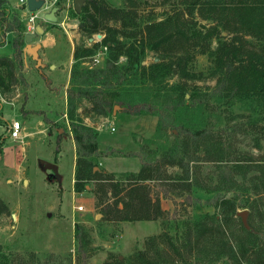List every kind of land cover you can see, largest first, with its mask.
<instances>
[{
    "label": "trees",
    "instance_id": "obj_1",
    "mask_svg": "<svg viewBox=\"0 0 264 264\" xmlns=\"http://www.w3.org/2000/svg\"><path fill=\"white\" fill-rule=\"evenodd\" d=\"M5 1L0 0V44L5 33L12 31L14 51L12 58L0 57L4 91L17 80L25 45L23 21L16 15L10 17ZM139 2L121 0L114 6L106 0H85L75 12L78 31L91 45L75 44L66 89V113L76 154L73 189L80 192L86 182L96 180L100 187L94 194L95 206H100L103 218L115 222L162 218L163 225L160 233L147 236L142 248L127 259L112 255L101 264H264V159L249 153L218 155L216 148L221 152L224 146L209 121L212 114L216 116V106L236 102L264 106V0H178L181 7L175 4L167 9V4L176 2L161 0L155 3L164 8L160 19L155 12L140 18ZM196 17L206 24H197ZM95 33L101 39L92 42ZM213 39L215 47H211ZM100 46L106 51L102 63L86 65L85 58ZM148 52L155 54L154 60L144 64ZM197 54L208 57L215 83L208 91L193 85L187 97V80L199 76L190 69ZM121 57H125L123 63ZM172 76L178 80L161 92L162 83ZM149 84L158 94L142 92L143 97L134 102L126 96L129 90ZM186 98L190 103H185ZM80 100L90 104L87 111L98 115H105L115 104L129 114L157 115L158 129L171 125L176 143L155 158L142 157L136 172L96 169L92 156L97 150V131L74 113ZM0 124H6L1 103ZM6 137L0 135V148ZM199 152L204 161L219 164L214 185L200 180L195 165ZM164 166H177L181 173L171 177ZM149 181L158 182L164 197L170 192L178 197L183 191L204 192L208 196H195L196 203L203 198L217 211L173 217L180 230L171 234L167 229L170 218H164L160 195H153ZM238 205L249 209L250 229L241 226L233 233L230 211ZM8 212L0 198V214ZM73 232L76 261L85 262L92 250L89 236L80 224L74 225ZM0 264H12L7 253L0 252Z\"/></svg>",
    "mask_w": 264,
    "mask_h": 264
},
{
    "label": "rangeland",
    "instance_id": "obj_2",
    "mask_svg": "<svg viewBox=\"0 0 264 264\" xmlns=\"http://www.w3.org/2000/svg\"><path fill=\"white\" fill-rule=\"evenodd\" d=\"M12 1L6 0L4 5L10 17L16 15L21 20L20 10L16 3L13 5ZM106 1L114 6L121 3V0ZM157 1L161 0H140L139 17H147L152 12L157 13V19L163 17L164 14L162 15L161 12L164 8L156 6ZM171 1L176 3L167 4L165 9L175 4L177 7L182 6L178 0ZM55 5L58 6L57 20L48 22V24L56 32L60 46L56 49L60 54L56 59H65L66 63L68 60L65 54L67 53L66 37L75 44L91 45V41L78 31L73 0H56ZM43 9L44 7L38 9L37 22L42 20ZM196 18L197 24H206L205 20ZM98 34L100 33L91 36L92 42L101 39V36H97ZM215 45L216 39H213L211 47ZM7 50L4 43H1L0 56H5ZM105 56V47L100 46L94 55L85 58V64L93 67L99 66ZM154 56L153 52H148L142 62L148 64L154 60ZM124 61L125 57H121L120 62ZM56 62L55 64L58 63ZM29 63L33 72L27 73L28 78H24L20 70H17L15 84L5 91L0 87L1 112H4L6 117L27 118L31 126L37 116L41 121L38 127H29L31 131L25 139L29 141L25 143V167L29 182L26 181L19 187L11 188L0 182V198H3L6 203L8 201V206L14 207L16 203L20 204L17 210V220H11L9 212L0 214V222L11 223L15 231L12 238L6 241L7 246L3 245L0 252L7 253L12 264H101L112 255L127 259L133 251L142 248L147 236L162 231V218L132 222L109 221L103 218L100 206H95L94 194L100 187L99 182L89 180L86 182L85 189L80 192L73 189L75 143L71 132L69 133L67 100H64L66 93L62 91L66 74L56 70L58 65L56 67L53 65L52 74H47L48 76L45 77L43 72L45 73L44 70H47L48 66L50 68L49 62H42L43 65L37 67L35 62L29 60ZM62 66V64L59 65V67ZM190 69L199 76L194 80H187L190 85L186 91L187 97L193 85L200 87L202 91H208L214 85L215 78L212 76L211 64L206 55L197 54ZM24 79H28L31 84L28 93L25 89L29 85ZM177 80V76L165 80L162 83L164 89L161 92L166 91L165 89ZM138 88V90L127 89L129 92L126 96L132 98L133 102L143 97L142 92L158 94L150 84ZM2 102L13 103H4L2 107ZM185 103H190V99L186 98ZM23 104V107L28 109L27 112L22 110ZM77 104L78 107L74 113L80 114L82 122L97 131V150L92 156L94 162L97 163L96 169L115 173L136 172L140 167L142 157L155 158L171 149L176 143L175 130L173 131L171 125L158 129L157 115L129 114L117 104L107 109L105 115H98L87 111L90 108L87 101L80 100ZM255 105V102L252 106L244 102H236L227 107L225 105L216 106V116L212 114L209 121L216 128V138L220 139L224 146L221 152L216 148L218 155L227 157L249 153L255 158L264 159V106L256 108ZM83 110L87 112L82 114ZM253 123L256 124L253 125ZM203 155V152H199L200 160L195 164L200 172V180L202 183L214 185L218 179L219 164L216 161H204L205 156ZM41 160L58 164L57 173L50 170L52 172L50 175V172L41 166ZM191 163L190 165H193ZM164 169L165 173L171 177L181 173L177 166H164ZM148 183L153 195L157 193L160 195V205L165 211L164 218H170L167 229L171 234L180 230L176 228L173 217L182 218L217 211L213 206L207 205L203 198L196 203L195 196H208L204 192L197 190L190 194L183 191L179 197L174 194L175 192H170L168 197H164L160 194L162 188L157 184L158 182L149 181ZM179 191L176 190V193ZM108 197H110L109 194ZM78 205H83V210H77ZM242 209L248 208L238 205L230 211L229 225L233 233L239 232L238 230L243 226L240 216L236 215V212ZM248 223H251L250 214ZM75 224L83 226L92 248L85 262L80 263L76 261V242L73 234Z\"/></svg>",
    "mask_w": 264,
    "mask_h": 264
},
{
    "label": "crops",
    "instance_id": "obj_3",
    "mask_svg": "<svg viewBox=\"0 0 264 264\" xmlns=\"http://www.w3.org/2000/svg\"><path fill=\"white\" fill-rule=\"evenodd\" d=\"M10 1V0H7ZM17 0H13L12 3L13 5H15ZM9 3V2H8ZM48 11L47 9H43V14ZM20 14V12H19ZM56 16H57V12H56ZM22 20V19H21ZM23 21V20H22ZM40 24V26L43 28V33L42 34H37L32 38V44H37L38 45V55L41 59V63L43 62H49L50 64V68L48 66L47 70H44L45 73L43 72L44 76L47 77V74H52L53 71V65H55V67L57 66L58 68L56 70L60 71V72H65L66 74V78H65V84L64 86L62 85V91H64V93H66V89L68 88V84H69V73H70V68H71V64H72V52L75 46V43L72 40H69L68 37H66V57H68V60H66L65 63V59L64 60H57L56 58H58V54L56 49L59 46L58 43V38H57V34L56 32H54L52 30V26L48 24V21H45L42 17V20L40 22H37ZM51 24V23H50ZM51 26V27H50ZM24 33H26L24 31ZM5 37L7 38V43L5 40ZM5 37H4V46L6 48H8V50L6 51V55L5 57H10L12 58L13 55V46H12V39L14 37V33L12 31H8L5 33ZM65 44V43H64ZM1 48H3V46H1ZM64 48V47H63ZM2 57V55L0 56ZM53 57V58H52ZM65 58V56L63 57ZM29 60L32 62H35V65L37 67L36 61H33V57L26 51L23 52L22 54V67L18 70H20L21 75L24 78H28L27 73H32V69H31V64L29 63ZM55 61H57L55 64ZM68 61V63H67ZM42 63V65H43ZM63 65L62 67H59V65ZM25 82H28L29 87L25 89V92H29L30 88H31V84L28 81V79H24ZM49 82V81H48ZM51 82V80H50ZM64 100H66V97L64 95ZM4 103H13V102H2V107ZM25 104V102H24ZM24 104L22 105V110L24 112H27V108H24ZM2 113V112H1ZM5 113H2V117L4 120H6V124H0V135L4 134L7 135V137L5 138L3 144L1 145V151H0V182H3L4 186H8L9 188L11 187H19L20 185L23 184V182L27 183L29 182V179L26 176V167H25V157H26V148H25V143L29 142V141H25L26 137L29 134V127H38V125L40 124V117L37 116L36 121L34 122V124L31 126L28 123V119L27 118H20L17 116H10V117H6L4 115ZM12 120H19L22 128H23V132L24 134H27V136L22 139V140H18V139H14L8 136V126L10 124V122ZM7 127V128H6ZM31 133V132H30ZM70 133V131H69ZM26 143V144H27ZM74 150V147H73ZM74 159H75V150H74ZM51 162V161H50ZM55 163V162H53ZM56 164V163H55ZM57 168H58V164ZM75 165V163H74ZM49 172L50 170L47 169ZM50 175L52 174V172L49 173ZM74 181V178L72 177V183ZM3 200V198H1ZM3 202L7 205L8 210H9V214L11 217V220L14 219H18L17 216V210L19 208L20 204H17L12 207V206H8V201L7 203L3 200ZM18 203H20L18 201ZM15 220V221H16ZM8 228V230H6ZM3 230V231H2ZM7 231V232H6ZM15 233V231L12 229V224L11 223H5V222H0V246L3 247V245H6V241L10 240L13 236V234ZM7 246V245H6Z\"/></svg>",
    "mask_w": 264,
    "mask_h": 264
},
{
    "label": "water",
    "instance_id": "obj_4",
    "mask_svg": "<svg viewBox=\"0 0 264 264\" xmlns=\"http://www.w3.org/2000/svg\"><path fill=\"white\" fill-rule=\"evenodd\" d=\"M85 0H73V7L76 13H78L81 9V6L83 5ZM27 8L29 11H35L37 9H40L43 4L44 0H26ZM58 11V6L54 5L52 6L48 11H46L43 14V19L48 22H56L57 16L56 12ZM43 33V28L40 26L39 23H36L35 25V31L34 32H26L24 35V42L25 45L23 47V51L28 52L33 59L36 61L37 66H42L41 59L38 55V45L37 44H32V38L37 35V34H42ZM98 37L101 35L98 34ZM116 106L114 107L115 111ZM40 164L43 168L49 169L54 173H57L58 168L57 165L53 162L46 161V160H41ZM236 215L240 216L242 225L246 229H250V225L248 223V209H242L238 210L236 212ZM121 258V256H119Z\"/></svg>",
    "mask_w": 264,
    "mask_h": 264
},
{
    "label": "built area",
    "instance_id": "obj_5",
    "mask_svg": "<svg viewBox=\"0 0 264 264\" xmlns=\"http://www.w3.org/2000/svg\"><path fill=\"white\" fill-rule=\"evenodd\" d=\"M56 0H44L42 7L44 9H50L55 5ZM16 6L20 10V18L23 20L25 32H34L35 25L37 23V17H39L38 9L35 11H29L27 8L26 0H17ZM8 136L14 139L22 140L27 134H24L22 125L19 120H12L8 126ZM77 210H83V205L76 206Z\"/></svg>",
    "mask_w": 264,
    "mask_h": 264
}]
</instances>
